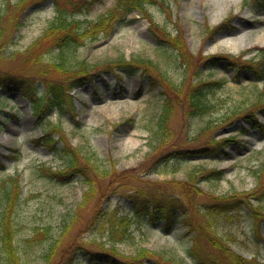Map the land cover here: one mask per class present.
Listing matches in <instances>:
<instances>
[{"label": "rangeland", "instance_id": "rangeland-1", "mask_svg": "<svg viewBox=\"0 0 264 264\" xmlns=\"http://www.w3.org/2000/svg\"><path fill=\"white\" fill-rule=\"evenodd\" d=\"M4 3L0 0V9ZM113 3L100 0L81 18L95 20ZM165 3L146 5L149 17L131 13L110 36L79 48L77 60L85 61L91 77L72 90L74 110L45 113L39 122L22 89L65 81L49 64L56 50L36 63L26 60L27 48L53 15L51 0L27 7L19 28L12 20L18 16L13 6L8 15L0 14V75L16 85L15 90L0 88V211L4 187L11 188L7 181L13 178L18 195L13 236L23 264H47L43 257L54 239L49 264H110L100 260L109 250L102 245L106 239L85 225L92 206L75 212L87 186L78 176L52 175L63 169V159L34 140L47 122L57 125L52 132L61 135L59 148L65 143L113 166V193L100 204L103 211L132 214L142 202L177 201L181 213L172 230L166 233L162 222L135 228L132 241L115 244L121 259L133 261L147 251L140 264H264V169L263 177L254 173L264 161V106L254 105L259 95L264 104V80L256 81L249 68L241 67L264 65V54H257L264 49V0ZM163 33L179 36L191 54L185 85L194 73L197 80L222 81L220 88L208 91L207 100L224 102L196 117L174 104L169 138L151 150L163 88L167 92L171 84L179 85L183 74L175 61L177 45L162 43ZM229 55L234 58L215 67L204 62ZM130 57L153 61L170 82L159 80L153 69L152 80L139 69H119ZM206 148L210 154L202 152ZM181 151L190 153L180 156ZM164 155L168 159L160 161ZM214 171L222 177H207ZM73 213L76 220L67 227ZM34 228L39 233L49 228L52 240H42V233L32 237ZM30 237L31 245L26 243Z\"/></svg>", "mask_w": 264, "mask_h": 264}, {"label": "trees", "instance_id": "trees-1", "mask_svg": "<svg viewBox=\"0 0 264 264\" xmlns=\"http://www.w3.org/2000/svg\"><path fill=\"white\" fill-rule=\"evenodd\" d=\"M44 1L46 0H16L15 3L10 5L11 3L5 0V3L1 6L0 14L2 16L5 14L8 15L9 8L13 6L18 16L14 17L12 20L15 21L16 27L19 28L25 9L29 6L39 5ZM99 1L100 0H51L54 14L48 20L42 33L27 48L25 52L26 60L30 63H36L42 60L44 54H51L56 50V58L49 64L55 73L65 76V81L44 82V84H42L43 88L41 90L36 89L37 92L34 91L33 87L22 89V94L25 98L30 100L32 114L38 121L41 119L44 112L52 113L53 110H56L58 115H61L66 110H74L72 97L69 91L75 87V84H82L83 79H88L90 71L85 61L81 60L79 62L77 60L76 52L79 48L87 43H93L101 37H108L113 29L132 12H138L145 17H149L145 9L146 5H166L165 0H114L113 6L95 20H90L86 17L81 18ZM163 34L166 38L162 43H166L169 46H172L171 43L177 45V49L175 48L176 55H174L175 61L180 65L183 74L179 85L174 86L171 84L172 88L167 92L166 88H163L160 112L151 134L153 140L150 142L151 150H155L157 146H163L168 140V121L172 116L174 104L181 105L186 115L189 117H196L200 115L205 116L207 113L216 110V108L224 102L222 99L215 103H211L207 100L208 91H211L213 87L220 88L223 84L222 81L197 80V74L194 73L193 78L185 85L188 78L186 67H188V64L192 60L191 54L186 50L187 46H184V48L181 47V44L185 43L179 36L174 35L172 37L169 33ZM257 54L263 57L264 49H259ZM228 57L231 59L234 58L230 55L226 57L209 56L205 58L204 62L215 66L220 61H226ZM242 67L249 68L255 80H264V65L256 68L250 65H244ZM119 68L133 71L139 69L141 73L146 75L149 79H151L153 75L149 70L153 69L157 73L159 80L166 81V84L168 81L170 82L166 71H162L157 64L149 59L130 57V59L125 61ZM160 70L162 73L159 72ZM11 84L13 83L10 79L0 77L1 87L8 88ZM259 97L260 98L254 105L260 104L264 106L260 95ZM56 127L57 125H48L47 132L43 131L41 137L42 145L47 146L53 152L62 154L61 157L64 161V167L61 171L59 170V172L52 175L65 178L78 176L80 182L87 186L81 202L76 206L77 210L75 212L81 207H85V205L92 206L93 209L85 225L88 230H95V233H99V235L106 239L102 245L108 244L109 250H106L103 257L111 262L112 257L115 256L116 259L113 260L112 264L142 263L143 260L148 257L147 251L138 253L137 257L132 258L134 259L133 261H131L130 258H128L129 261H126L127 257L120 261V257L116 253L115 244L132 241L134 239L135 228L140 229L143 224L154 225L157 222H162V229L167 233L170 232L173 225L179 222L180 215L178 212H180V207L177 201H170L169 203L163 202L161 204L142 203L140 206H137L132 216L121 214L118 212V209H106L103 211L100 204L109 194L113 180L116 178L113 176V166L103 164V162L98 160L93 154L89 157H84L80 151H76L67 144H64L62 150L57 149L56 141H62V138L58 133L57 139L51 136V131ZM207 128L208 127H206V129ZM203 152H208V149H204ZM168 156L169 155H164L160 161L167 159ZM263 169L264 161L261 168L258 171H254L255 175L259 176L260 174L263 177ZM207 177L220 179L222 175L221 172L214 171L211 174L208 173ZM7 182H11V188L9 186L4 187V204L0 211V264H23L13 236L15 228L13 226L12 210H14L18 201L17 191H14L17 190V185H15L16 180L13 178H9ZM260 196L262 197L263 193H261ZM238 200L240 202L242 201L241 198H238ZM225 204L226 203H224V205ZM74 220H76V215L73 213L65 225L68 227ZM48 229L49 228H45L39 233L38 228H34L32 237L37 238V236L42 233V240L51 239L49 237L50 235H48ZM32 237L26 239L27 244L31 245ZM55 241L54 239L50 243L43 257L47 264H49L51 260L50 256L54 252ZM94 258L97 259V256ZM135 260L138 262H135ZM69 264H71V262Z\"/></svg>", "mask_w": 264, "mask_h": 264}]
</instances>
